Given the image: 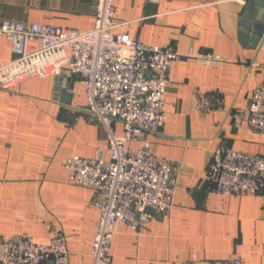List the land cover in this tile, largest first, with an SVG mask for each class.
<instances>
[{
	"label": "crops",
	"instance_id": "obj_1",
	"mask_svg": "<svg viewBox=\"0 0 264 264\" xmlns=\"http://www.w3.org/2000/svg\"><path fill=\"white\" fill-rule=\"evenodd\" d=\"M247 1L114 0L115 33L180 54L170 70L167 120L148 138L158 157L182 166L172 209L156 212L136 235L120 225L111 264L207 263L233 256L264 264V191L223 196L209 191L205 180L212 152L220 146L264 157V136L247 124L236 128L231 117V110L246 106L253 89L264 84V34L256 44L241 38V33L251 34L241 22ZM96 3L0 0V18L89 30ZM37 46L30 44L31 49ZM201 52L228 62L199 66L191 55ZM12 58L9 41L0 38V64ZM59 81L57 76L34 77L13 90L0 88V236L47 241L58 230L66 239L70 264H92L98 195L69 184L64 163L73 155L109 160L110 152L104 127L86 109L80 79ZM213 90L224 97V108L195 110L196 94ZM116 129L123 133L120 124Z\"/></svg>",
	"mask_w": 264,
	"mask_h": 264
},
{
	"label": "built area",
	"instance_id": "obj_2",
	"mask_svg": "<svg viewBox=\"0 0 264 264\" xmlns=\"http://www.w3.org/2000/svg\"><path fill=\"white\" fill-rule=\"evenodd\" d=\"M115 27L114 0H97L94 26L89 30L0 18V38L9 41L13 55L12 60L0 64V88L13 90L34 77L57 76L62 81L77 76L87 111L105 129L109 160L73 155L64 163L69 184L96 190L98 195L92 264H111L112 243L120 225L136 235L148 228L156 212L172 209L182 166L181 161L158 157L148 138L158 134L167 120L170 70L180 54L171 47L115 33ZM31 43L37 48L31 49ZM191 57L205 67L228 62L212 52ZM224 106V97L217 90L201 91L193 100L194 109L202 113ZM231 117L236 128L247 124L264 136V84L253 89L246 106L234 107ZM131 144L139 147L133 149ZM205 180L209 191L223 196L258 195L264 191V157L220 146L212 152ZM0 264H70L66 239L58 230H53L47 241L24 235L0 236ZM183 264L247 261L233 256Z\"/></svg>",
	"mask_w": 264,
	"mask_h": 264
},
{
	"label": "water",
	"instance_id": "obj_3",
	"mask_svg": "<svg viewBox=\"0 0 264 264\" xmlns=\"http://www.w3.org/2000/svg\"><path fill=\"white\" fill-rule=\"evenodd\" d=\"M242 16V25L251 29V34L241 33L242 41L246 42L251 39V41L256 44L264 34V0H248L247 3H245ZM58 85H61V81ZM65 85L64 83L63 92H65L66 89ZM69 97L70 95L67 96V102H69Z\"/></svg>",
	"mask_w": 264,
	"mask_h": 264
}]
</instances>
